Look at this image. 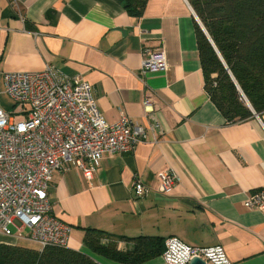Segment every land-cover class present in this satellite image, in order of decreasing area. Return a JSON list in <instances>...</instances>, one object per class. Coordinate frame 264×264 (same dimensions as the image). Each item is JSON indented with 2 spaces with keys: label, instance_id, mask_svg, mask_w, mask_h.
Instances as JSON below:
<instances>
[{
  "label": "crops",
  "instance_id": "1",
  "mask_svg": "<svg viewBox=\"0 0 264 264\" xmlns=\"http://www.w3.org/2000/svg\"><path fill=\"white\" fill-rule=\"evenodd\" d=\"M199 20L189 0H147L139 16L122 0H0L1 69L38 72L50 64L81 74L107 122L127 114L147 130L134 151L103 158L92 181L77 168L54 173V212L72 228L67 247L102 264H132L93 252L87 229L161 236L165 245L177 236L192 246L222 245L234 264H264V211L244 205L264 187V113L262 121L256 114L228 121L211 100ZM144 48L164 50L167 69L141 75ZM147 94L161 131L151 128ZM165 170L179 176L169 194L159 191ZM136 177L150 187L146 197L135 195ZM139 264L169 263L162 253Z\"/></svg>",
  "mask_w": 264,
  "mask_h": 264
},
{
  "label": "built area",
  "instance_id": "2",
  "mask_svg": "<svg viewBox=\"0 0 264 264\" xmlns=\"http://www.w3.org/2000/svg\"><path fill=\"white\" fill-rule=\"evenodd\" d=\"M143 52L141 75L167 69L164 50ZM4 97L9 106L2 104ZM143 104L153 118L152 130L161 131L150 95ZM146 139L145 126L127 114L107 122L93 85L81 74L68 75L50 64L38 72L0 68V236L35 242L39 251L67 247L72 228L54 212V173L77 168L92 181L103 158L132 152ZM178 181L175 171H163L159 191L171 193ZM132 189L139 198L150 191L138 177ZM244 205L264 211V187L247 196ZM163 256L169 264H190L195 257L207 264H234L222 245L192 246L177 236L168 239Z\"/></svg>",
  "mask_w": 264,
  "mask_h": 264
},
{
  "label": "trees",
  "instance_id": "3",
  "mask_svg": "<svg viewBox=\"0 0 264 264\" xmlns=\"http://www.w3.org/2000/svg\"><path fill=\"white\" fill-rule=\"evenodd\" d=\"M132 15H141L147 0H122ZM196 21L205 87L228 121L264 113V0H189ZM85 244L107 258L139 264L166 248L161 236L104 235L87 229ZM131 247L120 249V242ZM0 264H102L69 247H33L0 241Z\"/></svg>",
  "mask_w": 264,
  "mask_h": 264
},
{
  "label": "rangeland",
  "instance_id": "4",
  "mask_svg": "<svg viewBox=\"0 0 264 264\" xmlns=\"http://www.w3.org/2000/svg\"><path fill=\"white\" fill-rule=\"evenodd\" d=\"M5 104L6 106H9V103H8V101L6 100V99H4V100H2V104ZM12 231L14 232V233H17V231H18V229H17V227L16 226H14V225H12ZM23 233H24V235H27V234H29V229L28 228H25L24 230H23ZM4 239V238H6L5 236H0V239Z\"/></svg>",
  "mask_w": 264,
  "mask_h": 264
},
{
  "label": "water",
  "instance_id": "5",
  "mask_svg": "<svg viewBox=\"0 0 264 264\" xmlns=\"http://www.w3.org/2000/svg\"><path fill=\"white\" fill-rule=\"evenodd\" d=\"M200 21V20H199ZM200 25L202 27V29L206 32L204 25L202 24V22L200 21ZM190 264H207L205 260H203L200 257H195L191 260Z\"/></svg>",
  "mask_w": 264,
  "mask_h": 264
}]
</instances>
